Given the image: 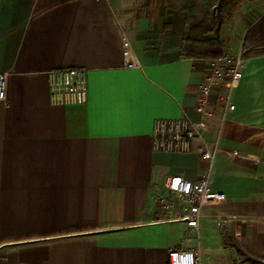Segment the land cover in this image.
<instances>
[{"label": "crops", "instance_id": "0c3cea01", "mask_svg": "<svg viewBox=\"0 0 264 264\" xmlns=\"http://www.w3.org/2000/svg\"><path fill=\"white\" fill-rule=\"evenodd\" d=\"M199 3L0 0V264H168L177 247H198L202 264H264V49L243 54L264 10L227 20V0L215 7L223 53L243 54V76L234 109L220 85L204 116L195 106L209 58L183 54ZM69 66L86 68L88 100L53 104L47 73ZM157 117L206 126L191 151H156ZM170 174L207 176L226 194L203 206L198 231L154 220Z\"/></svg>", "mask_w": 264, "mask_h": 264}, {"label": "built area", "instance_id": "2783aa9c", "mask_svg": "<svg viewBox=\"0 0 264 264\" xmlns=\"http://www.w3.org/2000/svg\"><path fill=\"white\" fill-rule=\"evenodd\" d=\"M125 64L135 66L132 44L129 39L123 41ZM244 56L241 52L225 51L218 57L209 59L204 76L199 84V93L195 109L202 115L210 113L208 105L210 96L217 86L225 85L227 91L222 95V103L234 109L230 103L231 91L243 76ZM50 88L49 98L53 104H79L88 100L87 70L81 66L54 68L48 71ZM8 73L0 71V100L7 101ZM206 126V120L201 118L192 121L187 117H157L153 125V148L165 152H189L193 140L200 136ZM233 155L241 152L234 150ZM214 150L202 151V157L213 161ZM249 157L255 158L252 155ZM168 193H171V197ZM155 221L168 222L183 220L192 230H199L203 206L226 198V194L213 190L209 178L203 176L192 180L180 174H170L162 186L156 187L154 194ZM176 198V199H175ZM176 204L180 214L175 213ZM168 264H202L201 252L198 247H177L168 252Z\"/></svg>", "mask_w": 264, "mask_h": 264}, {"label": "trees", "instance_id": "16d2710c", "mask_svg": "<svg viewBox=\"0 0 264 264\" xmlns=\"http://www.w3.org/2000/svg\"><path fill=\"white\" fill-rule=\"evenodd\" d=\"M203 4L205 7H202ZM212 5H214L213 8ZM216 6L218 5L214 4L213 0H202V4H198V8H202L199 9L200 12L193 15V20L184 34V55L212 59L223 54V42L219 34L221 18L216 13ZM257 37H260L262 41L254 44L253 40ZM244 49L246 50L243 54L264 49V16L248 30Z\"/></svg>", "mask_w": 264, "mask_h": 264}, {"label": "rangeland", "instance_id": "374dc122", "mask_svg": "<svg viewBox=\"0 0 264 264\" xmlns=\"http://www.w3.org/2000/svg\"><path fill=\"white\" fill-rule=\"evenodd\" d=\"M213 1L214 4L217 3V5L221 3V0ZM258 9L264 10V3L262 0H227L228 12L226 13V17L227 20H231L234 16L239 17L244 12H247L250 13L249 18L250 16L254 18Z\"/></svg>", "mask_w": 264, "mask_h": 264}]
</instances>
